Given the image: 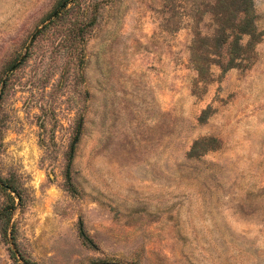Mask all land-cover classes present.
I'll return each instance as SVG.
<instances>
[{"label": "rangeland", "instance_id": "1", "mask_svg": "<svg viewBox=\"0 0 264 264\" xmlns=\"http://www.w3.org/2000/svg\"><path fill=\"white\" fill-rule=\"evenodd\" d=\"M222 1L0 0V264H264V0Z\"/></svg>", "mask_w": 264, "mask_h": 264}, {"label": "trees", "instance_id": "2", "mask_svg": "<svg viewBox=\"0 0 264 264\" xmlns=\"http://www.w3.org/2000/svg\"><path fill=\"white\" fill-rule=\"evenodd\" d=\"M253 0H225L222 1L221 7L223 9V12H221V20L223 23V26L221 27V38L226 39L227 35L233 34L238 37H241V35L244 34H251L252 31L249 30L252 28V20L253 16L251 14V6H252ZM225 13V14H224ZM220 20V19H219ZM79 133L74 139V144H73V149L75 144L78 143L79 141ZM3 185V190L8 193V197L12 199V207L15 205V199L11 195V193L15 194V197L19 199V204L21 205L23 202V197L18 190L17 186L14 184H8L7 182L2 184ZM10 208L7 209L6 215L10 217L11 211H9ZM28 263V262H27ZM117 264V263H113Z\"/></svg>", "mask_w": 264, "mask_h": 264}, {"label": "water", "instance_id": "3", "mask_svg": "<svg viewBox=\"0 0 264 264\" xmlns=\"http://www.w3.org/2000/svg\"><path fill=\"white\" fill-rule=\"evenodd\" d=\"M59 13V11L54 15V17ZM41 29H39L31 38L26 50L28 51L31 46L33 45L34 41L36 40L38 34L40 33ZM25 60V56H23L21 58V60L9 71L8 75H7V78L10 76V74H12ZM6 79L3 81V85H2V88H1V91H0V102H1V99H2V96H3V93H4V89H5V86H6Z\"/></svg>", "mask_w": 264, "mask_h": 264}]
</instances>
